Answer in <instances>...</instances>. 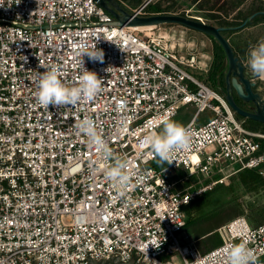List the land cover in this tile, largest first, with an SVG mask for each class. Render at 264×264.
<instances>
[{
	"label": "built area",
	"instance_id": "obj_1",
	"mask_svg": "<svg viewBox=\"0 0 264 264\" xmlns=\"http://www.w3.org/2000/svg\"><path fill=\"white\" fill-rule=\"evenodd\" d=\"M114 1L130 19L156 14L146 13L148 1ZM115 20L96 0H0V264H228L225 249L242 241L264 264V224L233 218L205 251L185 228V207L223 182L226 168L264 177V136L201 77L195 53L174 51L169 37L150 32L155 25ZM81 42L104 53L103 63L83 58L103 79L100 92L76 106L42 107L39 76L55 70L74 86ZM188 107L190 148L158 164L144 137ZM84 119L129 162L127 187L105 178L106 162L77 129ZM150 240L160 246L145 252Z\"/></svg>",
	"mask_w": 264,
	"mask_h": 264
},
{
	"label": "rangeland",
	"instance_id": "obj_2",
	"mask_svg": "<svg viewBox=\"0 0 264 264\" xmlns=\"http://www.w3.org/2000/svg\"><path fill=\"white\" fill-rule=\"evenodd\" d=\"M144 1H148L145 9L146 13H167L187 17L191 16L199 21L214 26H239L250 14L255 11H264V0H139L137 4L131 2V0H126V2L132 6L139 5ZM152 5L155 6L158 11L149 12V7ZM226 31L227 32L223 33V36L228 40L235 55L240 60L249 76L252 77V81L260 87V93L264 94V79L254 76L247 63L249 53L252 49L257 47L259 44L264 43V15H257L252 19H248L246 25L243 27L233 28ZM150 32L161 35L164 34L166 37H169V47H171L174 51H177L179 54H187L190 52L195 53L196 56H198L202 67L206 70H202L200 74L201 77L205 78L209 84L216 89V87L208 79V73L211 67L214 52V43L209 36L177 23L155 24L153 30ZM226 69L227 62H225L223 70L224 73L226 72ZM193 111L194 109L192 107L182 108L178 115L172 120L184 125L190 119ZM205 115L206 113L201 114L200 118ZM255 132L264 136L261 132ZM259 139H264V137H260ZM235 173L236 172H232L229 167L226 168L225 173H220V176H224V180L222 184H220L222 185L220 186L221 188L217 192L216 190L215 192L213 191V193L209 194L210 196L205 198L206 202L208 201V204L200 210L198 215L212 216L219 213V218L217 219H228L221 224L223 225L238 216H244L246 218L245 215L233 216L237 209L235 205L236 202H246L249 200L264 201L263 189L256 193H248L244 191L243 188L238 185ZM188 211L185 216V226L188 218ZM248 223L252 224L249 221ZM218 227H216L214 231H216ZM217 235L219 239H221L218 233ZM210 244L211 241H208L206 243V247ZM91 264L142 263H138L136 261L122 263L108 260L97 261Z\"/></svg>",
	"mask_w": 264,
	"mask_h": 264
},
{
	"label": "clouds",
	"instance_id": "obj_3",
	"mask_svg": "<svg viewBox=\"0 0 264 264\" xmlns=\"http://www.w3.org/2000/svg\"><path fill=\"white\" fill-rule=\"evenodd\" d=\"M19 4V0H18ZM75 55L80 57V68L78 80L74 86H67L58 76L55 70H49L38 78L36 100L42 107L76 106L81 101H92L100 92L103 79L98 78L95 72L84 67L85 56L92 62H104V53L96 45L89 50L87 44L81 42L77 45ZM254 76L264 79V43L253 48L249 53L247 61ZM78 131L83 134L88 142L97 150L105 163V178L115 187L123 189L130 184L133 173L129 171V162L126 158L115 157L113 150L99 135L95 122L91 119L81 120L77 125ZM192 133L183 125L165 117L161 121L158 132H150L143 139L152 154L157 158V163L171 164L175 153L188 150L191 146ZM114 161L113 163H108ZM183 227V226H181ZM151 245L159 248L160 243L150 240L145 244V252ZM228 264H255L253 254L247 247V242L234 243L225 249Z\"/></svg>",
	"mask_w": 264,
	"mask_h": 264
},
{
	"label": "trees",
	"instance_id": "obj_4",
	"mask_svg": "<svg viewBox=\"0 0 264 264\" xmlns=\"http://www.w3.org/2000/svg\"><path fill=\"white\" fill-rule=\"evenodd\" d=\"M149 12L158 11L155 6L149 7ZM257 15H263L258 13ZM256 17V16H255ZM227 31H223L222 34ZM214 43V52L211 67L208 73V79L212 82V84L216 87L218 91L221 93L224 92V67H225V54L223 49L218 44L216 40L210 37ZM243 125L253 131H258L264 134V124L251 120L245 119L243 121ZM260 141L262 149H264V139H258ZM236 178L238 185L243 188L244 191L248 193H256L259 190H264V177L261 176L254 169H243L237 171ZM221 183L215 184L208 191H204L202 194L197 196L194 200H192L186 207L185 211L187 213L188 209V218L186 220L185 228L188 229L194 238L196 239L197 248L200 251H205L221 242L216 231L214 229L220 226L224 221L228 220H220L219 213L216 215H198L200 210L206 206L208 201L206 202L205 198L210 196L209 194L216 192L221 188ZM264 197V193H263ZM236 211L233 216L245 215L247 220L251 222L253 226L258 224H264V201H246V202H236ZM246 212V213H244ZM216 217V219H215ZM211 241V244L206 247V243Z\"/></svg>",
	"mask_w": 264,
	"mask_h": 264
},
{
	"label": "water",
	"instance_id": "obj_5",
	"mask_svg": "<svg viewBox=\"0 0 264 264\" xmlns=\"http://www.w3.org/2000/svg\"><path fill=\"white\" fill-rule=\"evenodd\" d=\"M100 6L106 9L110 14L115 17L114 24L122 25L127 23L131 26H148L161 23H177L187 28L193 29L204 33L205 35L212 37L218 42L223 49L225 54L227 69L224 75L226 87L223 92L224 98L228 105L237 114L246 118L253 119L257 122L264 124V101L257 93H253L251 86L253 82L250 81L246 76L244 67L241 64L238 57L235 55L233 48L229 44L228 40L223 36L222 32L233 28H240L246 25L248 19H251L256 13L252 14L249 18L245 19L243 23L235 27L227 26H214L211 24L204 23L195 18L178 15V14H167V13H156L145 16H135L130 19L131 15L122 8L114 0H96ZM139 0H131V2L137 4ZM264 15V11H260ZM232 89L236 95L244 101L255 102V109L253 111H245L241 109L234 101L232 95Z\"/></svg>",
	"mask_w": 264,
	"mask_h": 264
},
{
	"label": "flooded vegetation",
	"instance_id": "obj_6",
	"mask_svg": "<svg viewBox=\"0 0 264 264\" xmlns=\"http://www.w3.org/2000/svg\"><path fill=\"white\" fill-rule=\"evenodd\" d=\"M254 13H256L252 18H254L255 16H257V14L258 13H260V11H255ZM254 13H252V14H254ZM252 14H250L249 16H247L246 17V19L247 18H249ZM261 14V13H260ZM191 17V16H190ZM191 18H194V17H191ZM251 18V19H252ZM205 23V22H204ZM227 27H229V26H227ZM231 27H235V26H231ZM244 71L246 72V74H245V76L250 80V81H252V77L251 76H249V74L247 73V71H246V69L244 68ZM224 75H225V73H224ZM253 82V85L251 86V90H252V92L253 93H257L258 95H260V97H261V93H260V87H258L256 84H255V82L254 81H252ZM225 87H226V82H225V78H224V90H225ZM232 95H233V98H234V101L236 102V104L241 108V109H243V110H245V111H253L254 109H255V102H253V101H251V100H249V101H244L243 99H241V98H239L237 95H236V93H235V91L232 89ZM262 98V97H261ZM234 113H235V115H236V117L238 118V119H240L241 121H245V119H250V118H246V117H244V116H241V115H239V114H237L235 111H234ZM251 120H253V119H251ZM255 121V120H254Z\"/></svg>",
	"mask_w": 264,
	"mask_h": 264
},
{
	"label": "bare ground",
	"instance_id": "obj_7",
	"mask_svg": "<svg viewBox=\"0 0 264 264\" xmlns=\"http://www.w3.org/2000/svg\"><path fill=\"white\" fill-rule=\"evenodd\" d=\"M159 35H161V34H159ZM162 36H165L166 37V35H164V34H162ZM173 38V37H172ZM216 233V232H215Z\"/></svg>",
	"mask_w": 264,
	"mask_h": 264
}]
</instances>
